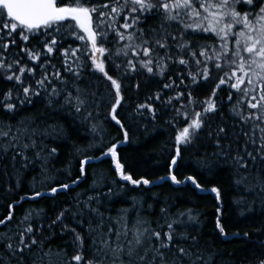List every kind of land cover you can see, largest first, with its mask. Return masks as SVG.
Here are the masks:
<instances>
[{"label": "snow or ice", "instance_id": "6c2138e0", "mask_svg": "<svg viewBox=\"0 0 264 264\" xmlns=\"http://www.w3.org/2000/svg\"><path fill=\"white\" fill-rule=\"evenodd\" d=\"M148 124L167 130L171 149L156 180L134 178L118 151ZM69 128L90 139L57 168ZM185 152L196 167L178 179ZM0 177V201L13 197L0 214V264H215L200 213L149 192L167 182L210 191L226 236L227 180L239 215L264 217V0H0ZM48 198L50 213L15 214ZM117 199L130 204L113 214ZM256 243L249 264H264Z\"/></svg>", "mask_w": 264, "mask_h": 264}, {"label": "trees", "instance_id": "16d2710c", "mask_svg": "<svg viewBox=\"0 0 264 264\" xmlns=\"http://www.w3.org/2000/svg\"><path fill=\"white\" fill-rule=\"evenodd\" d=\"M4 87L6 88L7 85H4ZM65 119V117L61 116L60 122L64 123ZM108 130L113 137L116 136L117 130L115 127H111ZM82 131L81 129V133ZM81 133H78L75 129L69 128V139L59 142L61 144V149L59 159L55 162L57 168L63 167L70 159L69 153L73 151V143L81 146L87 144V139H90V137L85 138ZM122 138L121 134V139ZM167 140L168 132L161 124H157L155 129L152 124H148L147 130H145L144 127H134L130 132V142L122 144L118 149L122 157L121 162L126 165L134 178H139L140 175L147 174V178L156 180L158 177L166 175L165 165L167 161L163 157L168 155L171 151L170 148L165 147V142ZM162 148L164 149L163 152L161 151ZM109 165L110 159L105 160L103 163H93L88 166V172L91 174L94 170L107 169ZM195 167V158L188 152H185L184 160L176 169L178 179H183L184 176L193 174ZM38 171V169H33L32 171L24 173V188L20 191L19 195H24L28 190V182ZM0 179H2V177H0ZM90 182L91 175H89L88 180L80 184L73 192H69L67 195L61 193L56 197V200L67 201L75 192L87 188ZM12 183L14 184L15 181L13 180ZM203 186L210 189L213 185L203 180ZM219 186L222 188L223 197L220 220L225 229L226 236H220L215 227L217 219V202L215 200V194L210 191L200 193L191 186L172 185L170 182H167L159 186H152L149 197H151V193H158L161 200L168 199L169 202L174 203L173 211H176L178 208H191L194 212L200 213V235L202 237V243L210 246L218 253L215 257V264H249L252 255L251 250L253 248H258L256 241H264V233H257L255 231L257 225L264 223V217L256 215L249 216L248 214L244 216L239 215L237 206L232 203L233 197L239 195V193L236 192L227 180L220 182ZM129 188H132V186L129 185ZM128 195L138 196L139 191L133 188ZM0 196H5V193L0 192ZM18 198V196L15 197V199ZM12 199L13 197L8 196L5 200L0 201V214L7 215L6 204L11 202ZM52 203L53 201L50 198L39 199L36 202L25 201L21 207L14 209V211L17 216H20L23 214L24 209L43 206L50 213V206ZM150 203H152L151 198L146 201L145 206ZM129 204L130 201L117 199L112 209L113 214L117 207H127ZM159 207L160 204L157 203L155 206L156 213H158ZM154 216L155 213L153 214V217ZM244 232L249 233L248 238L243 236ZM235 233H239V235H234ZM193 234L195 235L196 233ZM60 242L59 239H54L53 241L54 244ZM69 252H71V248H69Z\"/></svg>", "mask_w": 264, "mask_h": 264}]
</instances>
